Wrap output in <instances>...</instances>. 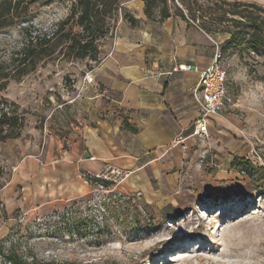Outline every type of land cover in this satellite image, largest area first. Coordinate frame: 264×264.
<instances>
[{
  "label": "rangeland",
  "instance_id": "374dc122",
  "mask_svg": "<svg viewBox=\"0 0 264 264\" xmlns=\"http://www.w3.org/2000/svg\"><path fill=\"white\" fill-rule=\"evenodd\" d=\"M76 1L27 0L0 28V67L10 76L0 81V119L18 115L19 133L28 124L85 114L94 83L87 79L107 53L119 11L108 20L98 62L70 56L59 39L49 55L18 63L28 41L52 36ZM225 2L241 3L245 16L255 13L264 24V0H159L152 10L159 19L162 10L183 16L215 41L241 107L183 145L175 162L166 156L146 166L147 179L136 166L104 172L111 178L100 179L104 188L47 214L8 217L0 204V264H12V256L28 264H264V57L225 49L228 31L238 26L229 20L248 21L228 13L233 8ZM71 27L80 31L74 24L66 31ZM4 179L2 170L0 188Z\"/></svg>",
  "mask_w": 264,
  "mask_h": 264
},
{
  "label": "crops",
  "instance_id": "0c3cea01",
  "mask_svg": "<svg viewBox=\"0 0 264 264\" xmlns=\"http://www.w3.org/2000/svg\"><path fill=\"white\" fill-rule=\"evenodd\" d=\"M120 6L107 53L92 75L85 114L28 124L17 137L0 141L6 174L0 204L8 217L65 209L91 193L84 175L106 167L136 166L147 179L146 166L166 156L175 162L196 136L193 90L213 62L215 41L183 16L148 18L144 0H120ZM179 65L198 70L179 71ZM221 117L209 119V133L225 123Z\"/></svg>",
  "mask_w": 264,
  "mask_h": 264
},
{
  "label": "trees",
  "instance_id": "16d2710c",
  "mask_svg": "<svg viewBox=\"0 0 264 264\" xmlns=\"http://www.w3.org/2000/svg\"><path fill=\"white\" fill-rule=\"evenodd\" d=\"M26 1L0 0V28L11 25L12 21L19 16L18 11L22 9ZM158 1L144 0L145 12L148 18H152V9L158 4ZM225 3L233 8L227 11L228 13L248 20L247 22L229 20L235 22L238 26H236L235 30L228 31L231 37L225 49L236 48L240 49L241 52H253L264 57V24L260 21L259 16H256L255 13L245 16L239 10V6L242 5L239 2ZM252 7L259 9L255 5ZM120 8V0H77L73 5L69 18L58 25L52 36L48 38L47 36L36 37L34 39L32 37V40L28 41V44L21 51V56L18 60L19 67L26 65L28 61L37 60L42 55H49L51 43L59 39L64 41L65 49L70 56L76 59L89 58L98 62L100 55L99 42L109 33L108 20L112 19ZM167 17H169L168 12L162 10L160 19L163 20ZM70 24L78 26L80 31L75 32L74 27L66 31V26ZM4 72V68L0 67V81L7 80L10 77L8 73ZM21 122L22 120L19 119L18 115L4 112L0 119V141L17 137L21 129V126H19ZM125 127L132 132L135 131L128 124ZM241 162H244V160ZM1 171L2 168L0 167V174ZM10 260L12 264H28L17 256L10 257Z\"/></svg>",
  "mask_w": 264,
  "mask_h": 264
},
{
  "label": "built area",
  "instance_id": "2783aa9c",
  "mask_svg": "<svg viewBox=\"0 0 264 264\" xmlns=\"http://www.w3.org/2000/svg\"><path fill=\"white\" fill-rule=\"evenodd\" d=\"M221 48L217 45L212 64L205 70L200 72L199 80L194 87L193 94L199 109V115L195 120L194 134L198 136H207L209 134L208 121L212 117H218L221 114L233 109H239L241 102L231 96L228 88V72L222 64ZM179 71L198 70L197 67L191 65H179ZM94 78L88 77V83H92ZM107 170V171H106ZM121 175L120 169L114 170L112 167H106L103 171L94 175H84V178L97 191L98 187L104 188L103 183H99L100 179L109 181L110 173ZM103 172V173H102ZM95 183V184H94ZM97 184V185H96ZM98 186V187H97ZM27 214H23L26 216Z\"/></svg>",
  "mask_w": 264,
  "mask_h": 264
},
{
  "label": "bare ground",
  "instance_id": "6f19581e",
  "mask_svg": "<svg viewBox=\"0 0 264 264\" xmlns=\"http://www.w3.org/2000/svg\"><path fill=\"white\" fill-rule=\"evenodd\" d=\"M182 252H180L179 250L178 251H175V253L173 254V257H175L176 255H181ZM171 254V253H170Z\"/></svg>",
  "mask_w": 264,
  "mask_h": 264
}]
</instances>
